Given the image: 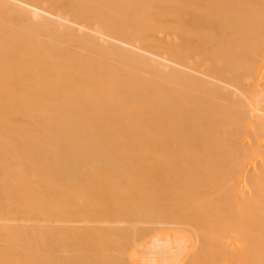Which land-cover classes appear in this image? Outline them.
Returning a JSON list of instances; mask_svg holds the SVG:
<instances>
[{"label": "bare ground", "instance_id": "1", "mask_svg": "<svg viewBox=\"0 0 264 264\" xmlns=\"http://www.w3.org/2000/svg\"><path fill=\"white\" fill-rule=\"evenodd\" d=\"M0 264H264V0H0Z\"/></svg>", "mask_w": 264, "mask_h": 264}]
</instances>
